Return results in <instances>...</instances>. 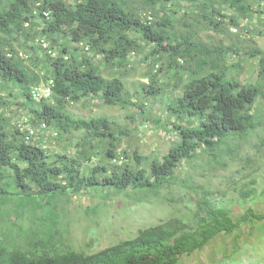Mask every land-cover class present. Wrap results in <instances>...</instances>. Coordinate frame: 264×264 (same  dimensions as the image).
I'll list each match as a JSON object with an SVG mask.
<instances>
[{"label": "trees", "instance_id": "16d2710c", "mask_svg": "<svg viewBox=\"0 0 264 264\" xmlns=\"http://www.w3.org/2000/svg\"><path fill=\"white\" fill-rule=\"evenodd\" d=\"M181 1L0 0V208H8L16 218L28 216L26 228L18 225L14 238H5V227L0 226V264H178L218 235L264 219L247 209L234 221L230 211L205 191L198 195L189 219L168 218L91 254L71 249L65 244L66 232L60 231L66 210L57 209L58 200L65 206L69 197L98 189L115 194L150 190L158 195L183 163L204 153L213 162L220 146L227 147L225 153L232 151L226 141L264 125V117L253 111L264 97V55L252 48L211 49L188 24L176 31L177 12L170 8ZM188 1L204 21L199 30L222 33L214 22L216 15L245 30L254 16L264 17V0ZM142 45H149L144 60L157 68L148 83L140 85L142 99L155 102L162 96L163 85L157 81L162 72L172 75L173 90H181L165 105L162 124L160 116L146 115V107L155 103L137 106L120 77L102 75L104 68L120 71L130 66L129 57ZM228 55L259 56L254 81L240 82L233 73L237 65L227 64ZM48 80L50 97L34 100L33 89ZM85 99L121 109L136 106L139 118L172 132L176 141L151 162L119 150L120 136L126 132L116 131L113 121L105 116L73 118L67 112V104ZM24 115L33 123H45L46 131L55 130L56 135L25 142L15 129V121ZM62 141V154L50 150L49 145ZM95 158L96 166L81 170ZM239 194L249 197L251 189L246 186Z\"/></svg>", "mask_w": 264, "mask_h": 264}, {"label": "rangeland", "instance_id": "374dc122", "mask_svg": "<svg viewBox=\"0 0 264 264\" xmlns=\"http://www.w3.org/2000/svg\"><path fill=\"white\" fill-rule=\"evenodd\" d=\"M135 7L139 9L138 5ZM170 10L177 12L173 15L176 31L184 30L183 24L193 26L197 38L211 49L218 46L231 47L232 50L239 48L242 51L252 48L261 52L259 56L264 55L263 16L257 19V15L254 14L256 16L253 22L248 23L245 30L231 27L227 21L219 20V16L216 15L213 17L214 22H218L222 29V33H216L212 29L199 30L198 27L203 25L204 21L200 18V11L188 0H182ZM16 48L19 56H24L21 47L16 45ZM148 49L149 45H142L139 53L129 57L133 62L130 66L121 68L120 71L104 68L102 75L106 78L120 77L124 82L126 94L131 96L137 106L140 103H155L152 108L149 107L150 105L146 107L148 109H145L146 115L151 119L160 116L159 123L162 124L165 118L163 113L165 105L179 95L181 90H173L175 80L172 75L162 72L157 76V81L163 85L162 96L155 102L149 97L142 99L140 85L147 84L150 73H155L157 70L151 65L150 59L144 60ZM259 56L250 58L245 55L241 57L228 55L227 64L237 65L238 68H234L233 73L240 82L244 83L249 79L253 80L256 76ZM167 81L169 85L165 86ZM66 110L73 118L90 119L105 116L113 121L116 131L120 129L126 132L125 135L120 136L119 150L125 149L130 155L135 152L143 160L145 159V162L161 158L176 141L172 132L167 133L159 126L148 124L139 118L140 111L136 106L121 109L105 106L100 99H85L78 103L67 104ZM253 111L259 112L260 116L264 117V97L256 103ZM9 124L13 125L11 117ZM77 136L76 133L72 134L76 139ZM262 141L264 142V125L246 133L242 138L226 141L225 144L232 151L225 153L227 147L220 146L213 153L215 156L213 162H211L212 156L204 153L191 162L183 163L181 168L174 172L169 184L159 190L158 195L152 194L150 190L115 194L110 193V190L105 192L98 189L69 197L65 206L58 200L57 209L64 207L66 210L62 214L61 229L62 232H66L65 244L74 251L91 254L131 238L139 229L153 226L168 218L189 219L198 195L205 191L209 192V197L216 204L223 205L230 211L234 221L239 220L247 209H250L254 215H264V143L261 144ZM64 145L66 141L49 145V148L55 153L62 154L65 150ZM97 164L98 159L95 158L90 163L82 164L81 170L89 171ZM144 167L146 168V164ZM246 186L251 189V195L242 198L239 192L246 189ZM5 209L0 208L2 215L0 226L5 227L3 236L14 238L13 236L19 231L18 225L21 224L26 228L25 222L28 216L16 218L13 213L8 212V208ZM12 223L15 225L10 226ZM17 242L23 243L24 239ZM178 264H264V219L253 220L250 224L239 227L234 233L218 235L202 250L190 256H183Z\"/></svg>", "mask_w": 264, "mask_h": 264}, {"label": "clouds", "instance_id": "9594fccd", "mask_svg": "<svg viewBox=\"0 0 264 264\" xmlns=\"http://www.w3.org/2000/svg\"><path fill=\"white\" fill-rule=\"evenodd\" d=\"M43 46L45 45V44H42ZM52 83L51 82V80H48V82H47V84L46 85H50V84ZM46 85H42V86H40V87H38V88H34L33 89V91H40L44 86H46ZM32 91V92H33ZM32 92H31V96H32ZM50 97V95L48 96V97H46V98H44V99H47V98H49ZM32 98H33V96H32ZM34 100H38V99H35V98H33ZM39 99H41V98H39ZM42 124H44V126H45V128H44V130H42L40 127H41V125ZM20 126H22L23 128H21ZM15 129L16 130H18V132H20V133H22V135H23V139H24V141L25 142H28V141H26L25 140V135H26V129L27 128H30V129H34L35 130V133L37 134V138H38V136H48L49 135V137L50 136H55L56 134H55V130H47L46 131V128H47V126L45 125V123H41V122H35V123H33L31 120H30V118H29V116H22L20 119H17L16 121H15ZM48 131H49V133H48ZM42 133H44L43 135H41ZM54 134V135H53ZM31 140V139H30ZM29 140V141H30ZM62 229V228H61ZM60 229V231H62Z\"/></svg>", "mask_w": 264, "mask_h": 264}, {"label": "built area", "instance_id": "2783aa9c", "mask_svg": "<svg viewBox=\"0 0 264 264\" xmlns=\"http://www.w3.org/2000/svg\"><path fill=\"white\" fill-rule=\"evenodd\" d=\"M132 55H133V53H132ZM49 95H50V87L48 85L44 86L40 91L36 90V91L32 92V96L35 99L46 98ZM20 127L23 128L22 126H20ZM40 128L42 130H44V128H45L44 124H42ZM36 136H37V134L35 133L34 129H30V128L26 129V135H25V140L26 141H29L30 139H32V137H36Z\"/></svg>", "mask_w": 264, "mask_h": 264}]
</instances>
